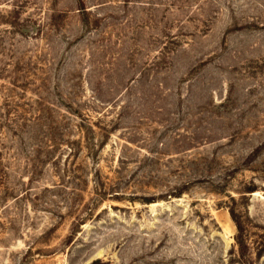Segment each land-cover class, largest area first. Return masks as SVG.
<instances>
[{
    "label": "rangeland",
    "instance_id": "1",
    "mask_svg": "<svg viewBox=\"0 0 264 264\" xmlns=\"http://www.w3.org/2000/svg\"><path fill=\"white\" fill-rule=\"evenodd\" d=\"M0 264H264V0H0Z\"/></svg>",
    "mask_w": 264,
    "mask_h": 264
}]
</instances>
